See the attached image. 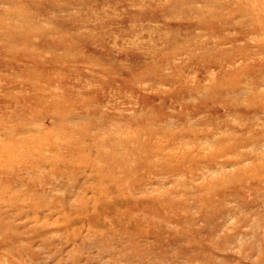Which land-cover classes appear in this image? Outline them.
Masks as SVG:
<instances>
[{
  "label": "rangeland",
  "instance_id": "obj_1",
  "mask_svg": "<svg viewBox=\"0 0 264 264\" xmlns=\"http://www.w3.org/2000/svg\"><path fill=\"white\" fill-rule=\"evenodd\" d=\"M0 264H264V0H0Z\"/></svg>",
  "mask_w": 264,
  "mask_h": 264
}]
</instances>
